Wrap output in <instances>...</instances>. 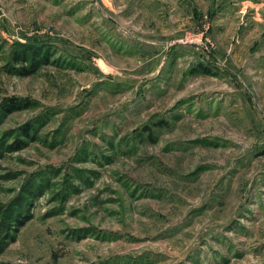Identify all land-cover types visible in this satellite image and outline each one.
<instances>
[{"label": "rangeland", "instance_id": "obj_1", "mask_svg": "<svg viewBox=\"0 0 264 264\" xmlns=\"http://www.w3.org/2000/svg\"><path fill=\"white\" fill-rule=\"evenodd\" d=\"M0 264H264V0H0Z\"/></svg>", "mask_w": 264, "mask_h": 264}, {"label": "trees", "instance_id": "obj_2", "mask_svg": "<svg viewBox=\"0 0 264 264\" xmlns=\"http://www.w3.org/2000/svg\"><path fill=\"white\" fill-rule=\"evenodd\" d=\"M8 100H9V98H7L4 101V103H2V106L5 108V111H11L17 105V101L16 100L15 101H12V99L10 101H8ZM10 102H12L11 105H10ZM12 105L14 106V108L11 107ZM22 144H23L22 141L17 140L14 144L9 145V148H11L12 150H17V149H20ZM14 217L15 218H11V219L13 220V222L17 223L16 230L19 228V226L23 225L29 219L28 215L21 216L20 214H16ZM3 218L6 220V222L8 224L2 223L1 226H2V228L6 229V233H8V232L10 233L8 227H10V224L12 225V223H10V214H9V212H5L3 214ZM6 218L8 219V221H7Z\"/></svg>", "mask_w": 264, "mask_h": 264}, {"label": "built area", "instance_id": "obj_3", "mask_svg": "<svg viewBox=\"0 0 264 264\" xmlns=\"http://www.w3.org/2000/svg\"><path fill=\"white\" fill-rule=\"evenodd\" d=\"M187 41H189V42H194V41H196V42H198V37H193V36H190L189 38H187Z\"/></svg>", "mask_w": 264, "mask_h": 264}]
</instances>
